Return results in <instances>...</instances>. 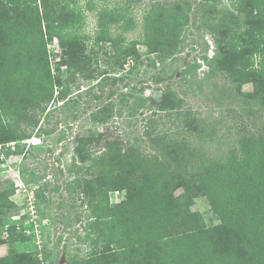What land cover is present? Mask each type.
<instances>
[{
	"label": "trees",
	"instance_id": "1",
	"mask_svg": "<svg viewBox=\"0 0 264 264\" xmlns=\"http://www.w3.org/2000/svg\"><path fill=\"white\" fill-rule=\"evenodd\" d=\"M140 1L126 0V9L117 4L103 5L89 51L86 40L91 37L83 31L86 10L80 0H0V144L18 140L17 129L23 122L38 129L35 135L40 138L54 133L43 124L52 114L49 106L55 101L56 85L61 83L62 63L84 78L99 80L97 84L102 87L126 80L129 73L102 80L104 73L91 66L94 59L99 61L96 48L107 51L108 43L113 48L112 57L139 61L141 40L127 41L126 32L134 27L129 10ZM222 3L223 0L199 3L208 13L205 22L217 44L214 70L236 80L264 78V0H232L237 14L230 7L219 9ZM55 38L67 59L58 63L54 73L48 40ZM18 39L23 46L16 47ZM142 44L155 51L163 49L151 37ZM59 54L62 53H53L55 57ZM153 78L162 83L171 77L159 71ZM116 92L111 90L113 95ZM60 93L65 105L78 103L79 96L69 97L71 92L64 90ZM126 98L125 95L123 100ZM151 100L154 102L151 97H143L144 106ZM157 103L155 114L171 113L179 119L185 98L168 85ZM114 107V102L104 104L91 114L92 120L104 122ZM135 114L134 111L132 115ZM93 132L76 137V153L86 142H102V137ZM146 134L155 148L163 151L160 155L168 152L181 169L169 171L159 154L141 149L140 141L124 143L118 138H106L105 150L97 157L106 172L105 190L125 191L126 197L114 209L93 210L86 215L82 243L94 247L106 235L128 240L127 259L113 264H264V134L241 137L226 161L211 159L207 164H198L201 169H189L188 146L183 141L172 144L169 135L156 130ZM180 188L183 193L176 195ZM66 190L70 196L77 192L81 206L86 204L80 197V179L71 178ZM43 193L44 186H40L37 195L41 197ZM199 196L208 198L221 223L208 229L202 217L195 213L189 216L186 210L184 224L193 223L187 233L178 234L183 236L181 239L188 238L184 249L178 248L170 239L176 237L169 229L170 221L185 206L184 200L192 202ZM16 232V226L8 229V237L13 238Z\"/></svg>",
	"mask_w": 264,
	"mask_h": 264
},
{
	"label": "rangeland",
	"instance_id": "2",
	"mask_svg": "<svg viewBox=\"0 0 264 264\" xmlns=\"http://www.w3.org/2000/svg\"><path fill=\"white\" fill-rule=\"evenodd\" d=\"M80 3L86 10L83 31L91 37L86 40L90 51L98 31V11L105 4L126 9V0H80ZM199 3L200 0H141L133 4L129 11L134 27L126 36L127 41L141 40L138 45L141 57L139 61L112 57L114 52L109 43L107 51L96 48L99 61L94 59L91 67L104 73L102 80L129 73L126 80L106 87L99 86L95 78L82 77L76 69L69 70L62 63L67 58L59 39L48 40L52 71L55 73L58 63H62L61 83L56 85L55 101L49 106L52 114L43 124L55 131L40 138L35 135L38 129L23 122L17 129L18 140L0 144V264H113L127 259L126 239L106 235L94 247L82 243L86 215L93 210L114 209L126 197L125 191L105 190L106 172L97 157L105 150L106 138H118L124 143L140 141L141 149L160 155L163 151L156 149L146 134L156 130L169 135L172 144L183 141L188 146L189 169H201L198 164H207L211 159L226 161L230 149L237 146L241 137L264 134V78L236 80L226 72L214 70L212 60L217 44L205 22L208 13ZM221 6L238 12L232 0H223L219 9ZM150 37L163 46V52L142 44ZM21 45L18 39L16 47ZM58 52L62 54L55 57L53 53ZM206 55L209 57L204 58ZM159 71L171 78L156 83L153 77ZM168 85L185 98L179 119L171 113L154 112L158 111L157 101ZM112 89L117 91L115 95L111 94ZM61 90L71 92L69 97L79 96L78 103L65 105ZM125 95L127 98L123 100ZM143 97H151L154 102L151 100L144 106ZM108 102L115 105L110 117L104 122H94L91 114ZM89 130L102 137V142H86L76 153V137L89 135ZM30 134L31 137L22 139ZM33 138L41 142L35 145L33 142L37 140ZM160 157L167 162L169 171L181 169L168 152ZM71 178L80 179L84 206L77 192L70 196L66 190ZM40 186H44L41 197L37 195ZM182 193V188L176 191V195ZM183 204L169 228L176 236L170 239L181 249L188 238L181 239L183 236L178 234L187 233L193 223L184 224L186 210L189 216L195 213L202 217L208 229L221 223L207 197L199 196L192 202L184 200ZM13 226L17 232L9 238L8 229Z\"/></svg>",
	"mask_w": 264,
	"mask_h": 264
},
{
	"label": "clouds",
	"instance_id": "3",
	"mask_svg": "<svg viewBox=\"0 0 264 264\" xmlns=\"http://www.w3.org/2000/svg\"><path fill=\"white\" fill-rule=\"evenodd\" d=\"M35 140L37 139V142H33L34 144H36V145H38L40 142H41V139L39 140V138H34ZM34 139H32V140H34Z\"/></svg>",
	"mask_w": 264,
	"mask_h": 264
},
{
	"label": "built area",
	"instance_id": "4",
	"mask_svg": "<svg viewBox=\"0 0 264 264\" xmlns=\"http://www.w3.org/2000/svg\"><path fill=\"white\" fill-rule=\"evenodd\" d=\"M34 139V138H33ZM37 140V139H36ZM40 140V139H39ZM0 149H1V146H0Z\"/></svg>",
	"mask_w": 264,
	"mask_h": 264
}]
</instances>
